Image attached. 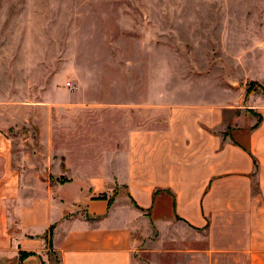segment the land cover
Masks as SVG:
<instances>
[{"label": "rangeland", "instance_id": "1", "mask_svg": "<svg viewBox=\"0 0 264 264\" xmlns=\"http://www.w3.org/2000/svg\"><path fill=\"white\" fill-rule=\"evenodd\" d=\"M256 93L264 96V0H0V128L8 113L27 117L23 103L49 109L11 130L29 138L32 164L51 155L42 135L66 139L61 121L71 115L79 134L105 128L117 140L122 113L126 166L135 131L164 128L174 110L243 106ZM51 117L60 122L49 126ZM119 192L139 227L133 264H207L203 233L178 219L160 225Z\"/></svg>", "mask_w": 264, "mask_h": 264}, {"label": "crops", "instance_id": "2", "mask_svg": "<svg viewBox=\"0 0 264 264\" xmlns=\"http://www.w3.org/2000/svg\"><path fill=\"white\" fill-rule=\"evenodd\" d=\"M19 107L27 117L8 113L0 128V264H133L139 227L116 187L158 224L178 219L203 233L207 264H264V96L174 110L164 128L128 136L126 166L122 113L117 140L105 128L79 134L78 118L63 119L66 139L42 135L51 155L33 165L29 138L11 130L49 109Z\"/></svg>", "mask_w": 264, "mask_h": 264}, {"label": "trees", "instance_id": "3", "mask_svg": "<svg viewBox=\"0 0 264 264\" xmlns=\"http://www.w3.org/2000/svg\"><path fill=\"white\" fill-rule=\"evenodd\" d=\"M251 94V92L249 93L248 92V95H250ZM133 202V204L135 205V207H137L138 208V206L136 205V203L134 202V201H132ZM24 256H26V255H24Z\"/></svg>", "mask_w": 264, "mask_h": 264}]
</instances>
